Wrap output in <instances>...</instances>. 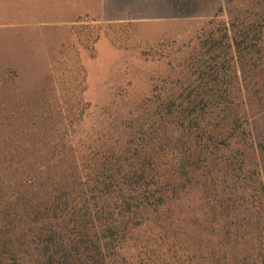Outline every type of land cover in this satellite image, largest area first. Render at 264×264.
<instances>
[{
    "label": "trees",
    "instance_id": "trees-1",
    "mask_svg": "<svg viewBox=\"0 0 264 264\" xmlns=\"http://www.w3.org/2000/svg\"><path fill=\"white\" fill-rule=\"evenodd\" d=\"M155 54L169 74L117 138L70 141L79 59L24 121L5 113L0 264H264V0H226Z\"/></svg>",
    "mask_w": 264,
    "mask_h": 264
},
{
    "label": "rangeland",
    "instance_id": "rangeland-1",
    "mask_svg": "<svg viewBox=\"0 0 264 264\" xmlns=\"http://www.w3.org/2000/svg\"><path fill=\"white\" fill-rule=\"evenodd\" d=\"M225 1L0 0V125L11 111L26 118L38 107L59 60L70 67L79 59L89 108L70 141L117 138L123 117L169 74L158 46L188 41Z\"/></svg>",
    "mask_w": 264,
    "mask_h": 264
}]
</instances>
